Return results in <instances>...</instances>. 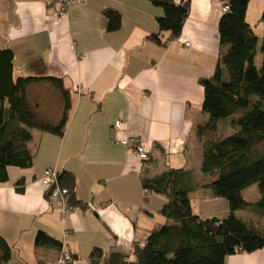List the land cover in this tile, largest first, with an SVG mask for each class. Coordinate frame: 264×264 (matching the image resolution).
<instances>
[{
    "label": "crops",
    "instance_id": "1",
    "mask_svg": "<svg viewBox=\"0 0 264 264\" xmlns=\"http://www.w3.org/2000/svg\"><path fill=\"white\" fill-rule=\"evenodd\" d=\"M59 2L0 0V50L13 52V77L55 78L70 96L63 135L33 130L31 168H8L7 181L0 183V237L11 249L6 264L56 260L57 250L34 247L38 231L59 242L66 232L65 248L77 258L73 264H89L94 248L129 261L133 245H143L147 232L164 223L158 213L164 200L145 196L142 179L183 169L196 183L207 180L199 172L202 148L195 136L208 119L199 81L215 70L222 2L190 0L179 37L170 41L163 34L162 46L147 41L163 15L150 0H83L58 15ZM104 10L119 14L117 31H106ZM27 100L40 120L59 123L63 103L50 84L30 86ZM116 121L121 129L113 136ZM126 138L141 143L147 161L116 143ZM47 169L71 177L83 209L62 215V204L49 198L40 181ZM189 199L196 216H217L203 206L217 200L206 191ZM260 253L264 249L249 255ZM235 257L225 264H234Z\"/></svg>",
    "mask_w": 264,
    "mask_h": 264
},
{
    "label": "trees",
    "instance_id": "2",
    "mask_svg": "<svg viewBox=\"0 0 264 264\" xmlns=\"http://www.w3.org/2000/svg\"><path fill=\"white\" fill-rule=\"evenodd\" d=\"M189 1L150 0L163 15L157 19V32L147 41L158 46L161 37H179L188 17ZM228 11L218 22L219 54L213 75L199 81L203 88L202 112L207 121L197 126L195 136L201 144L199 172L206 181L196 183L189 170L168 169L152 178L142 179L145 196L160 197L164 203L158 213L164 220L147 232L143 245L135 243L131 260L120 253L104 256L94 248L89 264H225L226 258L252 254L264 249V34L260 42L245 21L249 0H220ZM106 31L120 27V16L104 10ZM260 21L264 22V11ZM261 64L255 65L256 48ZM13 52L0 50V183L7 181V169H29L33 157L28 149L31 132L37 130L61 137L70 110L69 92L55 78L13 77ZM47 82L60 95L63 110L59 123L52 126L39 119L27 100L33 84ZM229 120L231 135L218 136V126ZM227 124V123H226ZM58 174L61 189L68 191L69 207L84 208L74 196L73 180ZM256 186L260 199L246 202L243 192ZM204 190L213 199L227 202L224 218L202 219L192 212L189 194ZM49 196V190L47 191ZM243 211L248 216H238ZM35 248L58 251L61 242L38 231ZM70 254V252H69ZM71 255L73 264L77 260ZM11 258V249L0 237V264Z\"/></svg>",
    "mask_w": 264,
    "mask_h": 264
},
{
    "label": "rangeland",
    "instance_id": "3",
    "mask_svg": "<svg viewBox=\"0 0 264 264\" xmlns=\"http://www.w3.org/2000/svg\"><path fill=\"white\" fill-rule=\"evenodd\" d=\"M263 11H264V0H249L246 9V23L249 24L255 37L258 39L259 42L262 38V35L264 34V22L260 21V17ZM261 58L262 57L261 54L259 53V48L257 46L256 59H255V65L257 67H259L261 64ZM217 134L219 137H227L231 135V127H229V120L222 121V123L219 126ZM243 199L246 202H250V203L257 202L260 199V195L256 189V186H251L249 189L245 190L243 193ZM222 204H223V209H222ZM203 206H206L205 209H208L209 211L212 210V213H215V215H217L216 217H219V219L224 218L226 216L224 212V206L227 208V202L223 199L215 200L213 206L209 204H205ZM203 209L204 207H202V210ZM237 215L243 216L245 218L248 216L243 211L237 212ZM262 226L264 228V223H262ZM233 256H236L235 258H239L236 259L235 261L236 263L234 262V264H264V253L262 254L260 253L253 256L249 254H240V255L237 254ZM81 258H85V256H81ZM255 258L257 259L255 260Z\"/></svg>",
    "mask_w": 264,
    "mask_h": 264
},
{
    "label": "built area",
    "instance_id": "4",
    "mask_svg": "<svg viewBox=\"0 0 264 264\" xmlns=\"http://www.w3.org/2000/svg\"><path fill=\"white\" fill-rule=\"evenodd\" d=\"M83 0H60L59 8L56 13L58 15L62 14L67 8L75 5L82 4ZM228 11L227 6H221L220 12L225 13ZM121 129V123L116 121L111 127V134L115 136ZM117 144L129 148L134 155L138 157L141 161L148 160V154L142 147L141 143L135 138H126L116 142ZM41 184L49 190V198L53 201H59L62 206V215L68 212H72V208L68 206V191L66 189H61L58 182V174L55 170L47 169L44 171L43 176L41 178ZM62 224L65 223L64 216L61 217ZM67 233H63V241L61 242V249L56 258V260L52 264H67L71 261V255L66 250L65 245V237Z\"/></svg>",
    "mask_w": 264,
    "mask_h": 264
}]
</instances>
